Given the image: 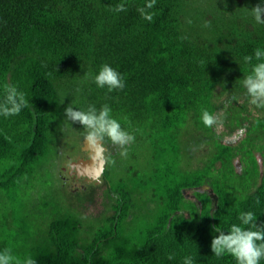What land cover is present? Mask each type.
<instances>
[{
  "label": "trees",
  "instance_id": "1",
  "mask_svg": "<svg viewBox=\"0 0 264 264\" xmlns=\"http://www.w3.org/2000/svg\"><path fill=\"white\" fill-rule=\"evenodd\" d=\"M147 2L0 0V101L5 85L16 86L28 100L18 115H0V167L7 168L0 191L12 195L49 155L53 126L64 115L61 90L76 81L83 80L85 110L109 105L121 127L152 151L149 172L134 170L129 180L110 181L114 214L87 246L78 217H61L50 226L49 245L31 256L37 264H184L189 256L193 264H236L230 255L211 252V240L219 235L215 228L227 233L241 224L242 212L251 211L264 229V174L254 192L239 197L229 177L215 170L218 163H231L230 146L218 145L204 169L188 172L180 140L192 120L209 131L201 115L216 113L217 85L242 80L258 63L244 57L264 50V24L251 13L264 0H156L148 10L151 22L137 11ZM121 3L127 11L115 12ZM225 7L232 12L226 20ZM104 64L123 76V90L109 92L94 83ZM206 186L212 195L200 191ZM142 193L151 194L158 210L130 229L126 222L139 209ZM189 193L200 200L199 208ZM186 208L190 217L181 215ZM5 246L9 250L10 242Z\"/></svg>",
  "mask_w": 264,
  "mask_h": 264
},
{
  "label": "rangeland",
  "instance_id": "2",
  "mask_svg": "<svg viewBox=\"0 0 264 264\" xmlns=\"http://www.w3.org/2000/svg\"><path fill=\"white\" fill-rule=\"evenodd\" d=\"M206 5L198 4L203 8ZM225 13V20L227 15L232 16L229 7H225ZM215 14L212 13V17ZM223 25L219 23V26ZM243 79L221 81L216 87L213 103L215 114H224L222 128L206 131L192 120L180 137L182 168L188 172L204 169L217 154L218 145L231 147V163H218L215 170L220 177H229L231 186L236 190L235 195L239 197L254 192L264 174V108H256L249 103ZM82 81H76L61 90L63 109L71 104L75 109L85 110L82 105ZM60 121L53 126L50 153L41 161L36 172L15 188L12 195L0 191V252L4 251L3 246L7 247L5 242H10L9 250L15 257L14 261H24L35 252L43 251L50 243L52 222L70 214L78 217L82 244L87 246L97 229L114 214L115 196L110 190V181L129 180L134 170L147 173L152 169L149 144L135 139L128 146V154L124 157L119 154L120 149L106 139L105 146L109 148L107 153L111 154L110 158L114 161L106 165L108 178L104 175L100 184L89 183L83 178L74 179L70 175L71 164L87 157L83 151L85 129L71 123L64 115ZM241 127L246 128L243 137L235 142L226 139ZM6 170V167H0V174ZM200 191L212 195L208 186ZM139 198V209L133 211L126 222L130 229L142 220H151L158 210V203L150 193H142ZM187 199L200 207V200L194 193H189ZM192 213L191 209L186 208L181 215L190 217ZM109 248L105 246L104 252Z\"/></svg>",
  "mask_w": 264,
  "mask_h": 264
},
{
  "label": "clouds",
  "instance_id": "3",
  "mask_svg": "<svg viewBox=\"0 0 264 264\" xmlns=\"http://www.w3.org/2000/svg\"><path fill=\"white\" fill-rule=\"evenodd\" d=\"M155 4L156 0H148L146 5L138 8L137 11L143 19L151 22L153 14L148 10L152 9ZM113 10L115 12L127 11L124 3L118 4ZM251 13L258 24H264V6L257 4L251 8ZM188 23L191 21L189 20ZM204 27H210V22L206 21ZM185 38L181 37V39ZM253 56L258 63L252 67L251 73L244 77L242 83L249 97V103L256 108H264V50L255 49L253 55L244 57V61L251 63ZM94 83L99 88L107 87L109 92L123 90L125 87L123 76L108 64L101 66L98 74L94 76ZM27 106L28 100L24 92L19 91L14 85H5V96L0 101V115L15 116ZM64 116L71 123H79L85 129L83 139L97 165L96 170L87 179L99 181L105 165L114 163L110 158L111 154L107 153L106 139L119 148V154L124 157L128 154V146L135 142V136L123 129L121 124L111 116V108L107 104L100 109L89 105L87 110H78L68 104L64 109ZM201 120L207 128L220 129L224 124V114L222 112L212 114L207 110H202ZM245 132L246 128L241 127L226 139L235 142L243 137ZM239 220L241 224H232L227 233L215 228L219 235L211 240V252L217 257L230 255L235 259L236 264H260V261L264 259V229L259 228L256 223L257 217L251 211L242 212ZM249 225L250 227H244ZM14 260L15 257L10 250L5 249L0 252V264H13ZM23 264H37V261L28 256ZM184 264H193V258L185 257Z\"/></svg>",
  "mask_w": 264,
  "mask_h": 264
},
{
  "label": "water",
  "instance_id": "4",
  "mask_svg": "<svg viewBox=\"0 0 264 264\" xmlns=\"http://www.w3.org/2000/svg\"><path fill=\"white\" fill-rule=\"evenodd\" d=\"M83 151L89 153L90 157L88 159L80 158L77 161L73 162L70 166L71 168L70 175L76 177L78 180L83 178L85 181L89 183L100 184L102 182L103 176L105 175L106 165L104 167V170L101 174V178L99 181L87 179V177L96 170L97 165L94 163L92 159V153L89 151L86 143H84Z\"/></svg>",
  "mask_w": 264,
  "mask_h": 264
},
{
  "label": "flooded vegetation",
  "instance_id": "5",
  "mask_svg": "<svg viewBox=\"0 0 264 264\" xmlns=\"http://www.w3.org/2000/svg\"><path fill=\"white\" fill-rule=\"evenodd\" d=\"M105 147H106V146H105ZM106 149H107V152H108L109 148L106 147ZM86 155H87V157H86V158H82V159H88V158L90 157L89 153H86ZM73 178L76 179V180H78L76 177H73Z\"/></svg>",
  "mask_w": 264,
  "mask_h": 264
}]
</instances>
